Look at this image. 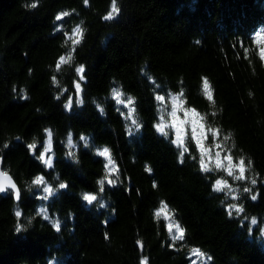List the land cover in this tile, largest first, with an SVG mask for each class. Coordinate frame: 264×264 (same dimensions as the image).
<instances>
[{
    "label": "trees",
    "instance_id": "1",
    "mask_svg": "<svg viewBox=\"0 0 264 264\" xmlns=\"http://www.w3.org/2000/svg\"><path fill=\"white\" fill-rule=\"evenodd\" d=\"M112 2L0 0V162L21 191L19 201L0 194V264H264V0H116L119 11L105 19ZM113 88L133 98L131 116ZM172 94L203 117L223 152L243 158L244 179L202 171L191 135L181 157L172 131L157 132V97ZM46 130L51 168L38 159ZM104 147L115 172L98 155ZM37 176L44 183L33 184ZM217 179L230 189L214 190ZM161 201L183 239L156 216ZM193 248L205 262L193 263Z\"/></svg>",
    "mask_w": 264,
    "mask_h": 264
},
{
    "label": "snow or ice",
    "instance_id": "2",
    "mask_svg": "<svg viewBox=\"0 0 264 264\" xmlns=\"http://www.w3.org/2000/svg\"><path fill=\"white\" fill-rule=\"evenodd\" d=\"M32 6L35 7V5H32ZM118 11H119V9L116 7V0H113V2H112V10L108 12V14L105 17V19H112L116 15V13ZM67 15H68L67 12H62V13H60V14H58L56 16V20L59 21L63 16H67ZM73 32L78 37H81L83 30L79 26H77V27H75L73 29ZM78 42H79L78 39L76 41H74V43H78ZM261 55L264 56V50L261 51ZM61 62H66L65 58L63 56L60 57V61L56 65L57 69L60 68V63ZM76 72L77 73H81L80 79L83 80V75H82V73H83V65H81L80 67H77L76 68ZM54 82H55V79H54ZM75 87H76L77 93H79L80 84L77 83ZM204 94L208 97L209 100H211L212 94H211V92L209 90V85H208V82L206 80L204 82ZM122 95L123 94L117 88H113L112 89V97L115 99V101H116V103L118 105H125L127 107L128 105H132L133 104V98L132 97H128L127 100H124V99H121ZM157 99L158 100H163L164 97L158 96ZM76 102H77V104L82 103V101H80L79 99ZM182 104H183L182 101H178V99L176 97H173V107H172L173 124H172V126L175 128V135H176V139L173 141V143L177 144L178 146H180L183 149L181 151V153H180L181 157H183L184 152L187 151L186 148H183V145H184V124L186 123V121L179 120V118L176 117L177 108L181 107ZM71 105H72V99L70 97L69 101L65 105V107L66 108H70ZM133 111H134L133 108L128 107L129 116L132 115ZM189 114H191V116H192V120H191L192 137H193V139H195L196 144L200 148V151H201L200 168H201L202 171L207 172V171H209V164L206 163L205 158L207 157L208 160H212V157L208 154V150L203 146L204 124L200 122L201 120H203V117H200L199 119H196L198 114L195 112L194 109H186L185 110V115L188 116ZM163 119L164 118L161 117V123L156 124L155 127H156L157 132L162 133L164 135H167V132H166L167 125L163 122ZM131 123H132V125L135 126L136 129L140 128V124L137 123L136 119H132ZM46 131L48 132L49 139L47 141L46 147L44 148V151L40 153L38 159H40L47 167L51 168L53 166L52 158L47 156V153L50 151V148H51V135L52 134H51L50 130H46ZM80 139L82 141H84V143L87 145L88 140H87L86 137L81 136ZM67 143H68L69 147L73 146V140H72L71 133H69V135H68ZM28 148L30 150H34L36 148L35 142L32 143V144H29ZM69 154L71 155V153H69ZM98 155L107 158L108 162H107V164L104 167H105L106 170L109 171V173L117 171V169L115 167V162L111 159L110 150L107 147H104L102 151L98 150ZM223 159L227 161L226 170H227L229 176L233 175V170L234 169H238L239 175L235 176V179H237V180L244 179L245 166H244L243 158L240 159L238 164H233L231 155L225 156ZM214 163H215L216 168L225 167V165L223 164V161L220 158V153L219 152L216 153ZM109 166H111V167H109ZM146 170L147 171H151V169H146ZM105 179H107V177H105ZM32 183L36 184V185L42 184V183H44V177L43 176H37L32 181ZM108 183L109 184H114L115 181H113L111 179H108ZM251 183L253 185L256 184V180L253 179L251 181ZM6 184L10 185L11 188L16 189L15 184L11 183V178L8 177L7 173L6 172H0V192L5 191V185ZM99 184L101 185V191H103L104 180L99 181ZM66 187H67V185L65 183H60L59 184V189H65ZM226 187H228L227 181L226 180H220V179H217L215 181V184L213 185V188L216 191H221L223 188H226ZM43 191L45 193H48L49 195H51L53 193L54 189L51 188V187H44ZM245 191H249V189H245ZM15 195H16V197L18 199L19 195H20L18 189H16ZM81 195H82V199L84 201L88 202L89 204H91L93 201H95L97 199L96 195H94V194L82 193ZM47 198H48L47 196L44 197V199H47ZM233 198H235L234 194H233ZM252 199L254 200V199H256V197L253 196ZM229 208L230 209L234 208V209H236L237 212L243 211L242 208H240L238 205H235V204L229 205ZM229 214L231 215V212H229ZM17 215L19 216V215H21V213L19 211H17ZM161 215H163L165 219H171V213L168 211L167 205L163 201H161L160 208L157 209V211H156V216L157 217H160ZM45 218H47V216H45ZM252 223L255 224L256 220L253 219ZM56 226L58 227L59 225L57 224ZM173 227L176 228V232H177V235L172 237L173 240H176L178 238L179 239H183V237H184V229L181 228L176 221L171 220V222L168 225L170 233H171V230H172ZM192 252L193 253H197L200 256H203V253L200 252L199 249L193 248Z\"/></svg>",
    "mask_w": 264,
    "mask_h": 264
},
{
    "label": "rangeland",
    "instance_id": "3",
    "mask_svg": "<svg viewBox=\"0 0 264 264\" xmlns=\"http://www.w3.org/2000/svg\"><path fill=\"white\" fill-rule=\"evenodd\" d=\"M173 97H176L178 99V101H182L183 102V100H182V98H181V96L179 94H172V95H170L167 98V100H165V99L160 100V111H161V117L164 118L163 122L167 125L166 132L172 131L173 137H174V140H175L176 139L175 128L172 126V124H173V117H172ZM128 106L131 107V105H128ZM186 109H193V108L186 107L184 102H183L182 106L178 107L177 111H176V117H178L179 120L186 121V123L184 124V145H183V148H186L185 142H186L187 137L189 135L192 136V124H191L192 116H191V114H189L188 116L185 115V110ZM195 112L198 114L196 119H199L201 117V115L196 110H195ZM200 122L204 124L203 120H201ZM160 123H161V118H160ZM211 133L213 134L212 139L210 138V134ZM47 141L45 143L44 148L46 147ZM203 146L208 150V154L212 157V160H208L207 157L205 158L206 163L209 164V169L212 168V167L216 168L214 160H215L216 153L219 152L220 153V158L223 161V164L225 165V167L216 168V169H223V170L227 171L226 170L227 161L224 160L223 158L225 156H228V154H227V152H223V150L220 148L219 143L216 141V133L215 132L213 133L212 130L208 129L205 126V124H204ZM102 150H100V151H102ZM199 150H200V148H199ZM43 151H44V149H43ZM47 156L51 157L52 161H53L52 143H51L50 151L47 153ZM104 158L106 159V162H108L107 158L106 157H104ZM232 162H233V164H238L239 163V161H235L233 159H232ZM236 172H239L238 169H234L233 170V173H236ZM227 188H229V186ZM170 222H171V220L168 219V225H169ZM171 233L173 235H177L175 227L172 228ZM191 256H192L193 263H196L199 260H202L203 262L206 261V257L205 256H200L197 253H193L192 252Z\"/></svg>",
    "mask_w": 264,
    "mask_h": 264
},
{
    "label": "water",
    "instance_id": "4",
    "mask_svg": "<svg viewBox=\"0 0 264 264\" xmlns=\"http://www.w3.org/2000/svg\"><path fill=\"white\" fill-rule=\"evenodd\" d=\"M2 165H3V162L1 161L0 162V172H6V171H4L3 170V168H2ZM7 173V175H8V177H10L11 178V183H14L15 184V186H16V189H18L19 190V193H20V195H19V198L17 199V197H16V195H15V191H16V189H13V188H11V186L10 185H8V184H6L5 185V191H3V192H0V194H2V195H5V194H7V192L8 191H12L13 192V195H14V198H15V200L16 201H19L20 200V198H21V191H20V187H19V185L17 184V182L15 181V179L12 177V175L9 173V172H6ZM111 185V184H110Z\"/></svg>",
    "mask_w": 264,
    "mask_h": 264
},
{
    "label": "clouds",
    "instance_id": "5",
    "mask_svg": "<svg viewBox=\"0 0 264 264\" xmlns=\"http://www.w3.org/2000/svg\"><path fill=\"white\" fill-rule=\"evenodd\" d=\"M85 3H87V0H85ZM15 215H16V217H19L20 216V215L19 216L17 215V211L15 212ZM30 222H31V218L29 219V223ZM57 224L59 225V222L58 221L54 224V229L58 232L60 229H59V226L58 227L56 226ZM22 228H23V225H20L18 223L17 226H16V228H15V231L17 233H19L22 230ZM261 235H264V229H261ZM49 264H53V262L50 260L49 261Z\"/></svg>",
    "mask_w": 264,
    "mask_h": 264
}]
</instances>
